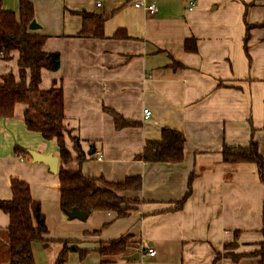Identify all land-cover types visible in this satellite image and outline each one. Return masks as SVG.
<instances>
[{
	"label": "crops",
	"instance_id": "crops-1",
	"mask_svg": "<svg viewBox=\"0 0 264 264\" xmlns=\"http://www.w3.org/2000/svg\"><path fill=\"white\" fill-rule=\"evenodd\" d=\"M31 1L34 33L61 56L59 70L42 71L41 88L63 87L65 124L86 153L78 160L67 137L74 159L66 167L109 182L142 179L141 190L122 192L134 201L128 216L98 210L70 218L58 174L16 152L60 157L57 140L29 130L17 103L12 117L0 118V199L13 197L17 178L40 201L49 233L33 245L35 263L55 264L67 242L85 255L70 251L66 264H262L252 254L264 240V167L227 162L223 149L256 143L264 159V0H147L156 14L138 0ZM3 7L20 17V0ZM87 13L108 16L103 36L81 34ZM191 38L196 50L186 48ZM18 60V51L0 57V82L9 72L19 77ZM109 110L135 124L117 128ZM164 128L185 134L184 160L140 159ZM10 222L0 210V264H10ZM121 239V254H102L103 243ZM137 252L138 260L125 258Z\"/></svg>",
	"mask_w": 264,
	"mask_h": 264
},
{
	"label": "trees",
	"instance_id": "trees-1",
	"mask_svg": "<svg viewBox=\"0 0 264 264\" xmlns=\"http://www.w3.org/2000/svg\"><path fill=\"white\" fill-rule=\"evenodd\" d=\"M255 0L251 3L254 5ZM250 4V5H251ZM82 35L95 37L103 36V26L108 18L105 15L85 14ZM35 20V6L31 0H20V17L12 10L3 7L0 0V57L5 60L12 58V52H19L20 74L17 77L9 72L0 82V118L12 117L17 103L25 106V123L31 131L40 132L47 140L56 139L60 147L61 166L58 176L61 182V207L68 215L74 209H80L91 214L98 210L116 211L120 217L128 216L134 201L122 195L124 191L141 190L142 179L139 176L129 177L124 182H109L104 177H88L81 170L67 168L74 157L67 146V137L73 142L77 159L84 161L81 140L72 135L65 124V95L63 87L52 86L41 88L42 71L59 70L61 56L58 52H47L44 45L46 35L34 33L29 28ZM187 50H196L194 38L187 39ZM114 117L117 128L134 125L115 110H109ZM185 134L174 128H164L159 139L146 141L144 150L139 158L146 162H182L185 158ZM16 152L27 153V149L16 147ZM224 160L227 162H253L263 170L264 159L256 143L250 147H230L223 149ZM13 197L8 200L0 199V210L10 216L7 228L10 264H36L33 245L35 242L46 241L49 229L40 201L33 198L28 182L21 179L12 181ZM264 235V214L263 228ZM55 264H66L70 251L85 252L69 247L67 242ZM125 240L103 243L102 254H121ZM253 257H259L264 264V240L262 248L253 252ZM240 256H234L238 261ZM109 262L103 260V263Z\"/></svg>",
	"mask_w": 264,
	"mask_h": 264
},
{
	"label": "water",
	"instance_id": "water-1",
	"mask_svg": "<svg viewBox=\"0 0 264 264\" xmlns=\"http://www.w3.org/2000/svg\"><path fill=\"white\" fill-rule=\"evenodd\" d=\"M29 28L31 30H37L40 28V24L34 20L32 23L29 25ZM27 153L32 157L34 162L38 163H45L49 166L50 171L52 173H58L59 167H60V157L54 155V154H43L37 150L34 149H27ZM70 218H79L82 220H85L88 218L89 213L82 211L80 209H74L72 212L69 214ZM140 257V253L137 252L133 255L126 256L125 258L128 260H138Z\"/></svg>",
	"mask_w": 264,
	"mask_h": 264
},
{
	"label": "built area",
	"instance_id": "built-area-1",
	"mask_svg": "<svg viewBox=\"0 0 264 264\" xmlns=\"http://www.w3.org/2000/svg\"><path fill=\"white\" fill-rule=\"evenodd\" d=\"M138 4L145 6L147 11L150 14H156L158 9L155 3L150 2L148 3L147 0H138ZM98 5H101V2H98ZM152 115V111L150 109H145L144 110V118L149 119ZM99 158H102V155L99 156ZM156 254V250L153 248H149L147 251V255L154 256ZM142 256H145V253L142 254Z\"/></svg>",
	"mask_w": 264,
	"mask_h": 264
}]
</instances>
